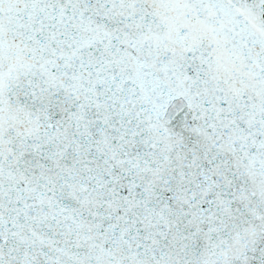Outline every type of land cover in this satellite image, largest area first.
Masks as SVG:
<instances>
[{"label": "snow or ice", "instance_id": "obj_1", "mask_svg": "<svg viewBox=\"0 0 264 264\" xmlns=\"http://www.w3.org/2000/svg\"><path fill=\"white\" fill-rule=\"evenodd\" d=\"M0 264H264V0H0Z\"/></svg>", "mask_w": 264, "mask_h": 264}]
</instances>
